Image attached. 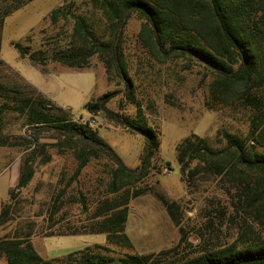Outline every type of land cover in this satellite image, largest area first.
I'll return each mask as SVG.
<instances>
[{"label": "rangeland", "instance_id": "obj_1", "mask_svg": "<svg viewBox=\"0 0 264 264\" xmlns=\"http://www.w3.org/2000/svg\"><path fill=\"white\" fill-rule=\"evenodd\" d=\"M66 1L69 0H34L5 18L0 81L16 89L25 82L31 84L68 111L73 120L88 122L128 167L135 168L140 164L142 138L103 114L90 115L85 109L86 103L115 92L107 104L111 113L135 117L136 107L126 100L124 83L115 72L107 73L103 62L94 56L82 70L50 62L42 73L39 67L21 59L14 47L21 43L32 50L40 49L47 42L53 43L57 32L64 39L70 24L53 27L48 15ZM86 3L76 0V7L87 9ZM140 25L136 16L127 21L124 53L136 98L148 124L159 131L160 147L148 181L153 189L128 206L125 233L131 247L108 244L104 234L56 236L68 228L89 224L97 200L106 191L105 163L91 162L75 176L76 161L68 151L55 146L53 133L30 130L25 118L14 112L0 117V139L13 143L0 146V211L4 205H11L10 220L0 226V238L16 230H32L31 242L43 259L97 246L115 259L127 254H156L176 246L182 236L185 241L175 257L264 240V203L253 196L255 173L235 168L223 175L201 178L196 185L187 187L176 161L177 146L192 134L205 137L212 144L221 131L245 136L250 112L234 104L214 105L210 93L212 76L203 65L181 59L158 63L149 57L138 44ZM32 149L46 152L35 159L34 175L28 185L17 191L20 167ZM160 198L176 203L179 226ZM0 264H6L4 257H0Z\"/></svg>", "mask_w": 264, "mask_h": 264}, {"label": "trees", "instance_id": "obj_2", "mask_svg": "<svg viewBox=\"0 0 264 264\" xmlns=\"http://www.w3.org/2000/svg\"><path fill=\"white\" fill-rule=\"evenodd\" d=\"M32 1L0 0V45L5 18ZM86 1L88 8L84 10L76 7V0H69L50 11L48 18L53 27L70 24V31L62 36L64 39L57 32L53 43L47 42L40 49L32 50L21 43H15L14 47L21 59L39 67L42 73L50 62L82 70L94 56L103 62L107 73L114 71L124 83L126 100L136 107L135 117L111 113L107 104L115 92L86 103L85 109L90 115L103 114L107 120L142 138L137 167H128L88 122L73 120L68 111L31 84L25 82L16 89L0 81V117L18 113L30 130L53 133L57 139L55 146L62 152L68 151L76 161L75 176L91 162L105 163L106 191L97 200L89 224L68 228L56 236L104 234L108 244L129 248L131 242L125 233L128 206L153 189L148 181L158 160L160 136L158 129L144 118L129 76L123 35L132 16L141 21L138 44L149 57L158 63L181 59L203 65L212 76L210 93L214 105L234 104L250 112L245 136L221 131L214 144L195 134L181 141L176 148V161L186 186L196 185L201 178L242 168L256 174L253 196L264 203V0ZM12 145L6 138L0 139V146ZM45 152L32 149L24 158L17 191L28 185L34 175L35 159ZM166 165L170 167L169 162ZM13 195L11 191V199ZM160 199L179 226L176 203ZM10 212V204L1 208L0 226L10 220ZM32 236V230H16L0 238V257H4L6 264H264V240L232 243L195 256L175 257L185 241L182 236L176 246L156 254H127L115 259L97 246L60 258L43 259L33 247Z\"/></svg>", "mask_w": 264, "mask_h": 264}, {"label": "crops", "instance_id": "obj_3", "mask_svg": "<svg viewBox=\"0 0 264 264\" xmlns=\"http://www.w3.org/2000/svg\"><path fill=\"white\" fill-rule=\"evenodd\" d=\"M39 91V90H38ZM39 92H41V91H39ZM42 93V92H41ZM45 97H48L47 95H45L44 93H42ZM63 108V107H62Z\"/></svg>", "mask_w": 264, "mask_h": 264}]
</instances>
